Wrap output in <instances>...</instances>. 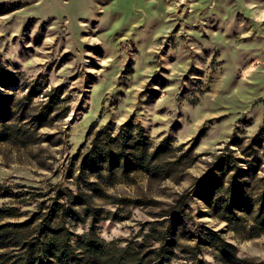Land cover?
Segmentation results:
<instances>
[{"label": "rangeland", "instance_id": "obj_1", "mask_svg": "<svg viewBox=\"0 0 264 264\" xmlns=\"http://www.w3.org/2000/svg\"><path fill=\"white\" fill-rule=\"evenodd\" d=\"M227 153L259 198L264 0H0V264L54 205L150 264H264L260 205L198 196Z\"/></svg>", "mask_w": 264, "mask_h": 264}, {"label": "trees", "instance_id": "obj_2", "mask_svg": "<svg viewBox=\"0 0 264 264\" xmlns=\"http://www.w3.org/2000/svg\"><path fill=\"white\" fill-rule=\"evenodd\" d=\"M134 146L140 151L138 161H143V143L135 141ZM96 155H87L84 160L86 169L94 168L97 159L112 164L121 156L111 151ZM255 171L251 163L244 169L230 153L222 155L216 165L200 178L198 196L207 205H223L229 213L233 210L252 211L250 205H260V225L264 228V178L261 194L256 199L251 188ZM79 222L80 214L72 206L54 205L44 214L40 211L33 213L29 220L21 224L24 228L33 227L34 233L25 239L18 235L9 238L11 242L17 241L21 248V264H150L147 261L149 255L142 254L137 247L129 245L121 248L114 243H104L92 228L81 235L76 234L74 228ZM162 253L156 254L155 264H163Z\"/></svg>", "mask_w": 264, "mask_h": 264}]
</instances>
